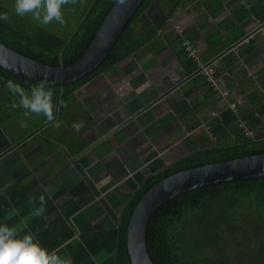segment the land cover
<instances>
[{
    "label": "crops",
    "instance_id": "obj_1",
    "mask_svg": "<svg viewBox=\"0 0 264 264\" xmlns=\"http://www.w3.org/2000/svg\"><path fill=\"white\" fill-rule=\"evenodd\" d=\"M257 2L154 1L134 26L139 47L66 99L57 121L74 140L33 128L14 101L0 107V223L34 233L73 264H118L122 211L149 177L233 145L245 130L264 142ZM40 195L46 211L32 217Z\"/></svg>",
    "mask_w": 264,
    "mask_h": 264
},
{
    "label": "trees",
    "instance_id": "obj_2",
    "mask_svg": "<svg viewBox=\"0 0 264 264\" xmlns=\"http://www.w3.org/2000/svg\"><path fill=\"white\" fill-rule=\"evenodd\" d=\"M115 0H89L70 37L65 38L25 17L17 16L12 9L0 5V41L6 46L49 65H69L86 49L101 20ZM156 0H142L126 27L101 64L88 75L64 84L60 91L57 121L65 110L66 99L91 78L126 57L141 42L134 36L135 23L141 14ZM82 0H77V5ZM75 5V4H72ZM264 22V0H258ZM8 80L30 90L37 83L22 79L0 68V107L19 97L6 87ZM54 92L57 86L49 85ZM12 103L17 111H23ZM2 108L3 111L6 110ZM48 120L43 116V121ZM253 120V119H252ZM237 143L228 147L195 153L166 170L149 177L134 192L124 207L118 245V264H132L127 249V227L133 211L142 196L156 183L179 171L210 163L230 161L235 158L264 153V142L242 135ZM148 251L154 264H264V177L247 178L200 187L180 194L159 207L150 219L147 229ZM249 249L248 254L242 248ZM232 253L229 258H216L207 250Z\"/></svg>",
    "mask_w": 264,
    "mask_h": 264
},
{
    "label": "water",
    "instance_id": "obj_3",
    "mask_svg": "<svg viewBox=\"0 0 264 264\" xmlns=\"http://www.w3.org/2000/svg\"><path fill=\"white\" fill-rule=\"evenodd\" d=\"M141 2L142 0H115L86 49L69 65L42 63L0 41V68L35 83L46 77L49 85L57 86L54 119L58 112L62 86L83 78L101 64ZM258 177H264V153L185 169L156 183L136 205L127 227V249L131 263L154 264L148 251L147 229L153 214L164 203L200 187Z\"/></svg>",
    "mask_w": 264,
    "mask_h": 264
},
{
    "label": "clouds",
    "instance_id": "obj_4",
    "mask_svg": "<svg viewBox=\"0 0 264 264\" xmlns=\"http://www.w3.org/2000/svg\"><path fill=\"white\" fill-rule=\"evenodd\" d=\"M77 0H14V12L19 17L30 16L34 22L41 25H49L53 21L63 25L65 23L63 9L69 4H76ZM0 19L7 20L8 15L0 14ZM6 87L10 92L19 97L18 107L24 109V117L43 115L48 120L53 119L54 92L48 84L47 78H42L30 90H26L19 83L8 80ZM63 103L62 101L60 102ZM66 107V105H64ZM22 127L27 123L21 121ZM82 126L74 123L76 130ZM29 204H35L30 197ZM46 211V198L39 196V206L33 207L30 215L40 217ZM16 215L13 209L5 214V221ZM0 264H73L70 255L60 254L59 249L49 250L32 232H24L17 225L0 223Z\"/></svg>",
    "mask_w": 264,
    "mask_h": 264
},
{
    "label": "rangeland",
    "instance_id": "obj_5",
    "mask_svg": "<svg viewBox=\"0 0 264 264\" xmlns=\"http://www.w3.org/2000/svg\"><path fill=\"white\" fill-rule=\"evenodd\" d=\"M88 1L89 0H82L81 4H79V5L69 4V5L64 6L63 13H64L65 23L63 25H61L55 21H53L49 25H41L39 22H35V23H38L40 26H43L44 28L52 31L53 33H56L62 37L68 38L73 33V30L79 21L81 12L84 10V7ZM0 5H5L14 11V0H0ZM26 21H33V20L31 19L30 16H26ZM140 37L143 38V36H140ZM2 92L3 91L0 89V95L2 94ZM13 101L15 103H18L17 99H15V100L13 99ZM23 113H24V110L21 111L22 116H24ZM26 119H27L28 124L31 125L32 127L34 126L33 128H35V129L38 128L41 124L45 123L46 121H49V120H46V121L42 122L43 121V115H41V116L32 115L31 118H26ZM61 123H62V121H54L53 122L51 120L41 130H42V132L43 131L44 132H50L54 136V139L56 138L57 132L63 130L65 132L69 133L73 138L72 140H74V138L76 137V133L74 134V131H72V129L68 130L67 128L64 127V125L61 126ZM35 125H37V127ZM56 129H58V131ZM80 133L84 134L82 132H80ZM40 136H42V135H40ZM59 138L60 139H56V141H58L59 143H63V140H61V139H69L66 136L59 137ZM210 249L211 250H207L208 253H212V255L215 256L216 258H221V259L229 258L230 262L232 261V257L237 254V253H235L237 250L235 252H232L229 254L227 252L218 253L214 248H210ZM242 251L244 253L248 254L249 249L246 247H243Z\"/></svg>",
    "mask_w": 264,
    "mask_h": 264
},
{
    "label": "built area",
    "instance_id": "obj_6",
    "mask_svg": "<svg viewBox=\"0 0 264 264\" xmlns=\"http://www.w3.org/2000/svg\"><path fill=\"white\" fill-rule=\"evenodd\" d=\"M186 42H187V41H186ZM186 42H185V43H186ZM185 43H184V44H185ZM188 47H189V46H186V48H188ZM231 107L234 108V105L231 104ZM243 134H244L245 136H250V133H249L247 130H245V131L243 132Z\"/></svg>",
    "mask_w": 264,
    "mask_h": 264
}]
</instances>
